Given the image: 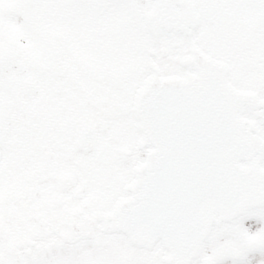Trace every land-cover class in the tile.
<instances>
[{"label": "snow or ice", "instance_id": "snow-or-ice-1", "mask_svg": "<svg viewBox=\"0 0 264 264\" xmlns=\"http://www.w3.org/2000/svg\"><path fill=\"white\" fill-rule=\"evenodd\" d=\"M0 264H264V0H0Z\"/></svg>", "mask_w": 264, "mask_h": 264}, {"label": "flooded vegetation", "instance_id": "flooded-vegetation-1", "mask_svg": "<svg viewBox=\"0 0 264 264\" xmlns=\"http://www.w3.org/2000/svg\"><path fill=\"white\" fill-rule=\"evenodd\" d=\"M254 223V221H245V225L247 226L248 224Z\"/></svg>", "mask_w": 264, "mask_h": 264}]
</instances>
